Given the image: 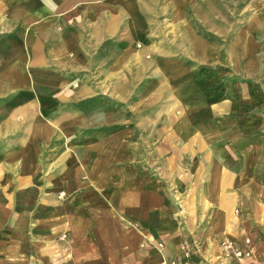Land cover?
<instances>
[{"label": "crops", "instance_id": "0c3cea01", "mask_svg": "<svg viewBox=\"0 0 264 264\" xmlns=\"http://www.w3.org/2000/svg\"><path fill=\"white\" fill-rule=\"evenodd\" d=\"M145 2L0 0V264H264L260 33L188 40ZM97 79H164L167 107L112 121Z\"/></svg>", "mask_w": 264, "mask_h": 264}, {"label": "rangeland", "instance_id": "374dc122", "mask_svg": "<svg viewBox=\"0 0 264 264\" xmlns=\"http://www.w3.org/2000/svg\"><path fill=\"white\" fill-rule=\"evenodd\" d=\"M146 1H148L145 2L148 11L147 16L151 18L155 15H157V17L163 16L166 14L165 11H168V8L165 10V5H162L161 0H159L160 4L158 0ZM175 4L179 7L181 14L184 15V23H186V27H188V30L191 32V35H188V40L195 39L196 37L192 35L193 32H196L199 37H203L212 43H219L218 37L215 39L209 34L210 31H215V29H217L222 34V38L225 41L224 43L229 44L235 37V35H233L234 33H238L241 30H249V28H251L253 31H257V33L259 31L260 33V37L257 33L255 34H257V40L260 38V43H263L262 55L264 56V0H175ZM151 18L148 19L151 20ZM163 21L165 23L162 21L156 22L154 20H151L150 23L155 27H167L166 21ZM197 70L198 68L195 67L194 71L198 72ZM97 80L94 87L99 91L103 92L104 89L106 93H110L108 95L111 98L112 121L118 119L119 112L125 113L127 125H134L136 122H140L141 117L149 118L148 120L150 121L152 118L155 119L157 113H164L165 110L163 109L167 107V100H162L166 99V96L162 97V95H160L157 100L153 101L144 99L147 94L151 92L152 88H154L156 92L158 91L159 94H161V92L166 94L168 85L164 82V79H159L160 83H151V79H105L104 82V79ZM2 86L3 85L0 84V92L5 91V88ZM172 86L174 85L172 84ZM189 86L191 89H188ZM188 87L186 90L189 91L183 89L184 93L188 92V94H191V91L198 93V79H194L193 83L190 82ZM142 99H144V101H142ZM195 102H198L197 98L194 99L189 95V97L186 96L184 102L181 101L180 103L187 108L189 104L191 106ZM175 105L178 107L177 102ZM142 109L143 111L141 112ZM149 109L153 111L151 112ZM151 114L153 115L151 116ZM255 151L256 155L264 157V147L256 149ZM245 198L246 203H255L254 197Z\"/></svg>", "mask_w": 264, "mask_h": 264}, {"label": "built area", "instance_id": "2783aa9c", "mask_svg": "<svg viewBox=\"0 0 264 264\" xmlns=\"http://www.w3.org/2000/svg\"><path fill=\"white\" fill-rule=\"evenodd\" d=\"M245 244L249 246V240H245ZM222 252L226 259H232V264H244V260L248 259L251 256V250L243 251L240 248L235 247V245L230 242L226 241L221 244ZM189 251L184 249V261L179 264H190L189 261ZM168 264H178L175 261H170Z\"/></svg>", "mask_w": 264, "mask_h": 264}]
</instances>
